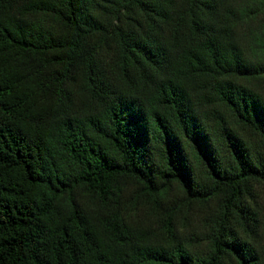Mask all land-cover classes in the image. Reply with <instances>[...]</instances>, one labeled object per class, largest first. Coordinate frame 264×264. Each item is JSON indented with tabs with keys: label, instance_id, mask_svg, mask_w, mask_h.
I'll list each match as a JSON object with an SVG mask.
<instances>
[{
	"label": "trees",
	"instance_id": "16d2710c",
	"mask_svg": "<svg viewBox=\"0 0 264 264\" xmlns=\"http://www.w3.org/2000/svg\"><path fill=\"white\" fill-rule=\"evenodd\" d=\"M0 264H264V0H0Z\"/></svg>",
	"mask_w": 264,
	"mask_h": 264
}]
</instances>
